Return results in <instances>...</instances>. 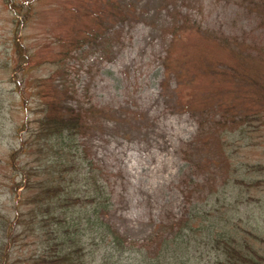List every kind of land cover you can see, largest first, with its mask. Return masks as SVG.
<instances>
[{
  "label": "rangeland",
  "instance_id": "1",
  "mask_svg": "<svg viewBox=\"0 0 264 264\" xmlns=\"http://www.w3.org/2000/svg\"><path fill=\"white\" fill-rule=\"evenodd\" d=\"M109 1L130 16L108 17ZM175 27L210 36L171 47ZM226 37L236 55L214 44ZM14 41L32 59L10 74ZM168 58L185 63L186 81L167 80ZM245 68L264 84V0H0V222L14 220L10 157L35 118L37 81L86 114L81 154L98 176L103 219L127 246L152 255L193 207L218 217L226 203L228 232L264 256V96L239 79ZM23 232L6 264L41 250Z\"/></svg>",
  "mask_w": 264,
  "mask_h": 264
},
{
  "label": "trees",
  "instance_id": "2",
  "mask_svg": "<svg viewBox=\"0 0 264 264\" xmlns=\"http://www.w3.org/2000/svg\"><path fill=\"white\" fill-rule=\"evenodd\" d=\"M109 4L111 7L107 8L114 11L108 17L122 20L125 15V18L130 16L124 7L114 6L112 1ZM8 8L12 13V9H17L14 4ZM29 18L23 16L24 23ZM193 34L198 38L210 36L200 28L175 27L171 47L179 46V42ZM227 40L230 38L214 41V44L236 55V48ZM13 44L15 63L9 59L4 66L10 74L32 59L30 50H25L18 42ZM244 58L250 65V57ZM165 70L167 80L171 77L178 83L185 80V63L174 67L168 58ZM249 71L245 68L242 73H237L239 79L250 87L260 88L263 92L257 93L264 96V84L250 79ZM35 83L37 107L32 110L35 118L27 120L24 128L18 129V134L22 131L26 136L20 142L21 147L10 157L11 168L20 182L14 181L12 185L14 220L1 217L0 264L8 261L19 238V227L24 228L23 233L33 231L41 244V250L26 264H264L262 253L253 248L243 234L228 232L227 226H231L232 221L228 217L229 210H224L228 207H224L226 203H222L218 217L213 214L208 218L209 211L193 207L188 219L172 228L173 234L158 237V246L152 255L148 256L143 249L127 246L124 238L103 219L100 212L103 193L98 176L94 174L90 161L81 154L78 139L85 135L89 126L86 114L62 101L63 94L48 92L44 85ZM91 185L100 191L95 198H90L86 191ZM21 189L23 191L19 194ZM89 206L91 211L80 217ZM218 209L212 212L217 213ZM223 221L226 227L222 226Z\"/></svg>",
  "mask_w": 264,
  "mask_h": 264
}]
</instances>
